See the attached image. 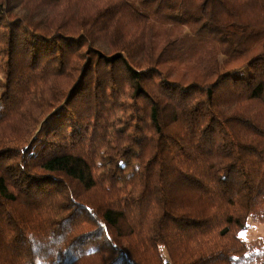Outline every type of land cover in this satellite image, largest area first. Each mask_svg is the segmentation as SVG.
Masks as SVG:
<instances>
[{"label":"trees","instance_id":"16d2710c","mask_svg":"<svg viewBox=\"0 0 264 264\" xmlns=\"http://www.w3.org/2000/svg\"><path fill=\"white\" fill-rule=\"evenodd\" d=\"M0 76V264H264V0H0Z\"/></svg>","mask_w":264,"mask_h":264},{"label":"rangeland","instance_id":"374dc122","mask_svg":"<svg viewBox=\"0 0 264 264\" xmlns=\"http://www.w3.org/2000/svg\"><path fill=\"white\" fill-rule=\"evenodd\" d=\"M242 73H247V70L243 71ZM241 233H243V235H241ZM239 235L242 239L248 242L256 238L264 240V222H258L249 219L247 221L246 229L240 232Z\"/></svg>","mask_w":264,"mask_h":264},{"label":"snow or ice","instance_id":"6c2138e0","mask_svg":"<svg viewBox=\"0 0 264 264\" xmlns=\"http://www.w3.org/2000/svg\"><path fill=\"white\" fill-rule=\"evenodd\" d=\"M241 235H243V233H241Z\"/></svg>","mask_w":264,"mask_h":264}]
</instances>
